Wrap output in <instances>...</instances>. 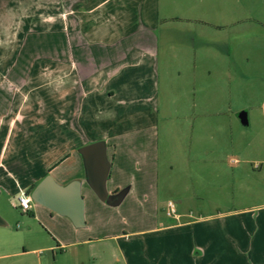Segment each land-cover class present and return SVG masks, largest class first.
Wrapping results in <instances>:
<instances>
[{
	"label": "rangeland",
	"instance_id": "1",
	"mask_svg": "<svg viewBox=\"0 0 264 264\" xmlns=\"http://www.w3.org/2000/svg\"><path fill=\"white\" fill-rule=\"evenodd\" d=\"M55 3L46 0V14L54 17ZM114 4L127 44L148 46L127 55L126 85L114 98L124 100L116 110L125 131L108 143L114 166L106 187L118 184L125 195L95 211L83 188L81 227L33 201L28 212L6 203L0 264H91L88 248L114 251L115 235L133 239L146 229L230 234L233 264L264 261V0ZM47 17L46 28L59 26ZM73 159L49 172L56 181ZM169 202L179 217L168 214ZM175 221L192 223L163 227Z\"/></svg>",
	"mask_w": 264,
	"mask_h": 264
},
{
	"label": "crops",
	"instance_id": "2",
	"mask_svg": "<svg viewBox=\"0 0 264 264\" xmlns=\"http://www.w3.org/2000/svg\"><path fill=\"white\" fill-rule=\"evenodd\" d=\"M110 1L56 0L53 17L44 11L46 0H0V217L6 203L16 208L20 192L31 191L46 174L73 156L74 162L57 173L58 183L77 179L93 210L107 204L90 186L79 152L96 141H103L109 163L105 189L112 195L122 193L118 202L124 197L126 189L118 184L106 187L114 166V156L107 157L108 143L125 131L116 110V103L124 100L114 98L126 85L127 55L148 46L138 41L127 44L129 35L122 32L124 23H119L120 5L109 8ZM32 8L36 12L31 23ZM46 16L59 26L46 28ZM114 18L118 19L112 25ZM47 33L52 34L51 41ZM110 100L115 103L112 118L107 106ZM190 223L175 221L163 227ZM147 230L137 231L133 239L115 235L121 240L116 241L117 250L88 248L86 257L91 264H233L230 234L159 230L146 234Z\"/></svg>",
	"mask_w": 264,
	"mask_h": 264
},
{
	"label": "water",
	"instance_id": "3",
	"mask_svg": "<svg viewBox=\"0 0 264 264\" xmlns=\"http://www.w3.org/2000/svg\"><path fill=\"white\" fill-rule=\"evenodd\" d=\"M240 121L244 126L247 125L245 113L240 115ZM79 152L84 160L87 180L96 195L107 204L117 203L122 193L112 195L108 194L105 189L109 163L106 159L103 141L84 145L79 149ZM30 196L33 202L54 213L66 216L74 226L81 227L85 225L84 200L80 191L79 180L75 179L66 184H59L48 173L33 187ZM2 222L0 218V223Z\"/></svg>",
	"mask_w": 264,
	"mask_h": 264
},
{
	"label": "built area",
	"instance_id": "4",
	"mask_svg": "<svg viewBox=\"0 0 264 264\" xmlns=\"http://www.w3.org/2000/svg\"><path fill=\"white\" fill-rule=\"evenodd\" d=\"M31 199L30 193L28 192H20L17 196L15 207L18 208L22 212H28L31 208ZM169 212L168 214H175L174 205L169 202L168 203Z\"/></svg>",
	"mask_w": 264,
	"mask_h": 264
},
{
	"label": "trees",
	"instance_id": "5",
	"mask_svg": "<svg viewBox=\"0 0 264 264\" xmlns=\"http://www.w3.org/2000/svg\"><path fill=\"white\" fill-rule=\"evenodd\" d=\"M32 189H33V188H31L30 190H32ZM29 192H31V191H29ZM29 192H28V193H29Z\"/></svg>",
	"mask_w": 264,
	"mask_h": 264
}]
</instances>
